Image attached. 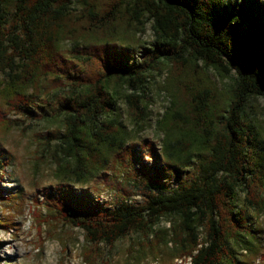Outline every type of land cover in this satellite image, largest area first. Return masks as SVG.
Instances as JSON below:
<instances>
[{"label": "trees", "instance_id": "trees-1", "mask_svg": "<svg viewBox=\"0 0 264 264\" xmlns=\"http://www.w3.org/2000/svg\"><path fill=\"white\" fill-rule=\"evenodd\" d=\"M164 73L161 146L143 144L147 164L119 103L143 131L149 85ZM0 74L1 134L19 126L9 113L60 122L40 139L57 155L39 229L52 219L108 246L134 232L153 258L171 244L165 256L189 264L259 254L264 133L251 101L264 99V0H0ZM95 180L112 201L96 200Z\"/></svg>", "mask_w": 264, "mask_h": 264}, {"label": "rangeland", "instance_id": "rangeland-1", "mask_svg": "<svg viewBox=\"0 0 264 264\" xmlns=\"http://www.w3.org/2000/svg\"><path fill=\"white\" fill-rule=\"evenodd\" d=\"M140 37L143 41L151 39L149 26ZM164 81L165 73L157 76L149 85L147 121L141 132L132 123L127 106L119 103L122 122L130 138L138 145L136 151L141 160L147 164L153 160L147 155L143 144L152 142L157 152L161 146L162 135L157 132L156 123L168 107L160 89ZM251 102L257 108L256 115L264 133V99ZM6 118L18 121L19 126L11 128L6 134L0 133L5 157L9 159L8 165L0 172V264H189V258L169 260L165 256L171 244L162 249L163 258H153L150 255L152 243H138L142 242V238L134 232L108 246L85 243L83 231L52 219L39 229L37 215L46 218L42 192L55 184L52 159L57 155L52 145L46 147L40 139L46 133L55 131L60 122L33 121L13 113L7 114ZM106 172L111 175V168ZM88 187L99 191L94 194L101 203L114 199L115 192L99 180L91 181ZM131 202L141 204L142 199L133 196ZM5 220L10 222L9 228L1 225V221ZM251 227L257 231L261 243V250L251 264H264V211L256 221L251 222ZM158 228L169 229V223L162 220Z\"/></svg>", "mask_w": 264, "mask_h": 264}]
</instances>
